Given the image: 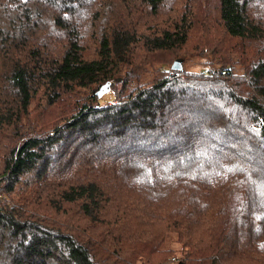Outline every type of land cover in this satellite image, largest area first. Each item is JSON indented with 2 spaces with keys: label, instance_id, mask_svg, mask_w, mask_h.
Here are the masks:
<instances>
[{
  "label": "trees",
  "instance_id": "16d2710c",
  "mask_svg": "<svg viewBox=\"0 0 264 264\" xmlns=\"http://www.w3.org/2000/svg\"><path fill=\"white\" fill-rule=\"evenodd\" d=\"M0 264H264V0H0Z\"/></svg>",
  "mask_w": 264,
  "mask_h": 264
},
{
  "label": "rangeland",
  "instance_id": "374dc122",
  "mask_svg": "<svg viewBox=\"0 0 264 264\" xmlns=\"http://www.w3.org/2000/svg\"><path fill=\"white\" fill-rule=\"evenodd\" d=\"M208 4L210 5H214V0H206ZM229 46V45H228ZM229 50H227V52L233 57V52H232V48L229 46ZM180 58H182V64H183V67L185 69H190V70H198V69H206L209 65L212 66L214 65V63H212L211 60L214 61V58H212V56L210 54H205V55H200L192 50L190 51H187L185 52V54L183 56H179ZM179 57H176V58H179ZM174 58V60L176 59ZM174 60L171 62V64H167L166 65V68H172V64L174 62ZM206 62H208V64H206ZM205 65V67H204ZM174 70V69H173ZM151 78V74L148 73L146 74L143 78H142V81H149ZM122 81V78L121 80L117 81L116 84H118V86H120V82ZM111 90H109L108 92H106L105 94H103L102 96H100L101 99H110L113 95L112 92H110ZM104 95L106 97H104ZM126 237V235H125ZM125 240H127L125 238ZM6 259V257H3V260ZM8 259V258H7ZM172 260H174V258H172Z\"/></svg>",
  "mask_w": 264,
  "mask_h": 264
},
{
  "label": "water",
  "instance_id": "95a60500",
  "mask_svg": "<svg viewBox=\"0 0 264 264\" xmlns=\"http://www.w3.org/2000/svg\"><path fill=\"white\" fill-rule=\"evenodd\" d=\"M172 68L175 70H181L183 68V64H182V58H176L172 64ZM120 79H116L115 81H119ZM111 88V82L107 81L104 84H102L96 91V94L100 97L103 94H105L106 92H108Z\"/></svg>",
  "mask_w": 264,
  "mask_h": 264
}]
</instances>
